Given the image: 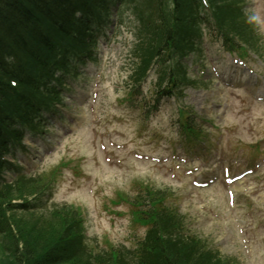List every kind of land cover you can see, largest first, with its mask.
<instances>
[{
  "label": "rangeland",
  "instance_id": "1",
  "mask_svg": "<svg viewBox=\"0 0 264 264\" xmlns=\"http://www.w3.org/2000/svg\"><path fill=\"white\" fill-rule=\"evenodd\" d=\"M244 2V14L257 33L256 46L248 49V65L253 69L249 76L257 75L263 93L264 0ZM119 4L112 5L113 16L119 11L118 17L98 36L94 58L72 60L70 71L76 76H65L64 105L58 114L49 115V131L41 138L26 133L25 147L12 148L15 159L32 173L66 163L52 182L46 204L80 207L87 241L97 251L111 246L134 249L144 237L148 226L135 219L131 200L145 185L171 192L166 203L183 214L189 224L186 231L200 236L220 259L229 264H264V180L250 176L237 183V195L230 202L220 181L210 187H196L193 182L204 175L202 169H210L206 178L213 173L214 166L204 168L205 160L214 161L219 171L218 158L232 150L221 140L226 133L245 141L264 129V104L251 102L246 86L252 78L246 71L241 77L242 71L230 66L235 55L223 49L210 21L205 22L197 41L200 50L185 59L196 86L161 96L157 109L151 111L157 89L154 69L139 93L128 94L136 21L132 4ZM180 107L190 108L186 111L195 115L196 126L210 129L208 143H184L178 127ZM202 119L211 120L212 127ZM5 156L12 159L10 153ZM197 161L202 169L194 173L190 166ZM4 176L13 178L11 172ZM0 262L15 264L2 250Z\"/></svg>",
  "mask_w": 264,
  "mask_h": 264
},
{
  "label": "trees",
  "instance_id": "2",
  "mask_svg": "<svg viewBox=\"0 0 264 264\" xmlns=\"http://www.w3.org/2000/svg\"><path fill=\"white\" fill-rule=\"evenodd\" d=\"M113 1L0 0V174L6 168L17 169L3 153L20 144L25 130L42 129L44 114L61 101L63 79L55 76V70L69 68L73 56L91 55L95 34L111 23ZM211 1L209 16L227 47H233V36L238 34L249 43L252 31L242 24L240 0ZM143 4L136 2L134 7L140 26L130 79L136 87L157 64L158 95L169 94L193 83L176 59L195 47L202 4L200 0ZM10 24H14L11 32ZM6 56L14 58L8 61ZM187 122L182 127L190 131ZM49 176L42 172L19 175L11 183L0 181V242L5 241L0 250L15 264H225L210 251L200 253L197 242L180 232V214L164 205L162 192L148 187L137 202L147 208L137 213L150 227L135 251L112 247L95 252L85 242L77 208L62 204L42 210Z\"/></svg>",
  "mask_w": 264,
  "mask_h": 264
},
{
  "label": "bare ground",
  "instance_id": "3",
  "mask_svg": "<svg viewBox=\"0 0 264 264\" xmlns=\"http://www.w3.org/2000/svg\"><path fill=\"white\" fill-rule=\"evenodd\" d=\"M22 26V25H21ZM13 27H14V24H10L8 27H7V29H8V31H12V29H13ZM22 33H24L25 32V27L23 26V28H22ZM19 33H21L20 31H18ZM14 33V32H13ZM22 57H24L25 55H26V53L23 51L21 54H20ZM14 57L13 56H11V57H8V56H6L5 57V59L6 60H11V59H13ZM3 59V58H2Z\"/></svg>",
  "mask_w": 264,
  "mask_h": 264
}]
</instances>
